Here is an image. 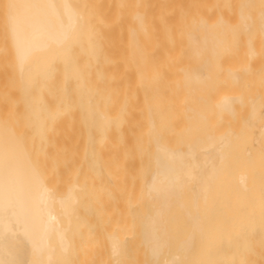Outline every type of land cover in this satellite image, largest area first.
<instances>
[{"label":"bare ground","instance_id":"6f19581e","mask_svg":"<svg viewBox=\"0 0 264 264\" xmlns=\"http://www.w3.org/2000/svg\"><path fill=\"white\" fill-rule=\"evenodd\" d=\"M21 1L27 6L30 5L28 0ZM41 1L38 5L41 6L42 3L45 5V8L43 6V9L42 7L40 9H45L44 17H49V20L45 22L53 23L51 25L46 23L51 29L46 27L47 25L44 27L40 21L39 24L42 26H37L36 21V23L31 22L33 25L36 24V27H32L28 17H26L27 23L29 22L32 27L30 30L19 22L24 21L25 17L16 21L18 14L25 13L23 11L22 14L20 8L27 9L26 13H29V7L30 12L32 9L36 11V4H31L36 8L35 6L25 8L18 3L20 6L17 5L19 8L17 11H15L16 6L13 10L11 5L6 12L8 26L6 30L10 37L8 48L12 51L10 57H13L11 60L15 77L13 80L17 85L15 91L19 93L15 94L20 95L21 98L18 99L21 101V103L18 101V104L19 107L21 105L22 110L18 111H22L23 116L20 115V117L26 118V124L22 122L25 125L28 124L30 127L28 129H31L34 135L30 137L32 136V141L36 138L37 143L40 140H48L46 138L48 124L58 114L57 110H54L56 108L48 103L49 97H56L57 101L53 98L55 101L52 99L53 102L50 103L58 106V101L63 100L64 95H69L64 94V90L68 92V86L72 84L73 87L70 88L73 89L74 98H71L73 97L71 94L69 98L73 101L77 97L75 100L77 103L74 106V102L70 100V104L73 105H69V108L77 107L81 100L78 88L81 87L82 76L80 75L83 74L79 65H84V62L80 64L81 55L79 56L77 49L81 50L80 48L83 47L78 44L77 39L87 32L82 26V29L81 27L77 29L81 16L70 17L72 11L68 8L66 11H70L69 19L66 20L68 15L63 18L65 7L72 6L69 3L70 0L64 1L68 5L61 0L65 5L63 8H61L60 0H58L60 8L53 7L54 10L58 8L59 15L63 19L66 18L65 22L59 17L58 11H55L57 13L55 17L56 15L47 8L50 2L55 5L58 1L55 0L52 3V0H48L50 2L47 4L45 0L42 3ZM32 2L34 3V0ZM240 2L237 4L232 20L220 13L221 15H217L213 23L206 19L201 20L196 23L193 31L187 33L186 45L188 44V49L191 48L189 51L186 49L190 61L187 63L189 59L186 57V64L180 68L181 74L183 73V82H181L183 86L180 89L184 88L183 94H186H184V106L181 104L185 123L183 119V131L180 135L182 137L179 138V142L172 143L169 140L160 139L161 125L156 126V123L153 125V120L149 118L147 133H151L148 137L152 138L150 150L152 165L144 187L148 209L139 227L141 243L148 254L147 257L144 255L147 258L144 260L149 259L148 263L144 261L146 264H264V64L259 61L260 48L256 42L257 39L264 41V9L259 8L253 11L252 0ZM9 9H11L10 14ZM74 10L73 15L75 12L80 15L77 8ZM38 12L37 15L36 12L34 13L36 18L42 14ZM8 16H16V19ZM34 16L32 14L30 17ZM73 17L77 22L70 23ZM142 18L141 11L134 13L135 26H131L129 35L131 58L137 59V62L138 54L135 59L136 52H133L135 49L141 51V46L137 45L138 40H141L143 36L139 30L144 32V28L143 30L139 28L143 24ZM9 19L16 21V25L19 23L23 25L22 28L15 26V23L10 25L12 22ZM57 19L60 21L57 22ZM82 23L84 22L81 21ZM65 24H68V28L64 27ZM74 24L78 26L74 27ZM94 27L91 31L89 29L92 40L96 39L92 35ZM211 29L214 30L211 31ZM77 30H84V33ZM212 33H215L214 36ZM210 34L212 40L209 37ZM138 36L141 39H138ZM83 37L86 40L87 36ZM207 38H210L208 44ZM81 44L83 45L84 42ZM205 44L210 47L208 48ZM84 49L83 51H86ZM90 51L93 52L89 55L86 51L87 55L89 57L94 55L92 58L94 60L96 45L92 46ZM140 53L143 55L142 52H139V55ZM228 55L229 58L232 56L231 60H234L235 55L238 58L239 62L235 59L238 64L233 60L230 61L227 58ZM89 57L86 56V60L90 59L88 61L91 63V57ZM4 58V61H7L5 64H8L10 58H7L8 60ZM227 59V62L231 64H223ZM83 60L86 61L85 57ZM90 63V67L86 65L89 72ZM137 64L139 65V62ZM10 68L11 66L9 70ZM140 71L138 72L141 75L145 70ZM84 72H87L86 80L88 71ZM13 76H9L10 79ZM88 84L89 89L90 83ZM54 88L56 92L59 91L56 96H54L55 91L54 95L52 93ZM64 102L66 104L68 101L64 100ZM64 102L60 101V104L64 105ZM64 110L68 109L63 108L62 111L65 112ZM12 122L3 119L0 114V264H92L89 259L85 261L87 257L85 259L84 255L87 252H84L85 247L80 242L82 236L80 234L84 232H80L83 227H80V224L83 220H80L81 210L78 211L77 206L78 202H81L79 199L82 198L79 197L80 192L77 193L76 190L83 184L72 182L71 185L67 184L68 188L65 190L63 186L64 191L58 190L59 184H56L58 185L56 187L53 183L56 181L53 174L56 173L59 163L55 166L53 164L55 171L51 164L49 165L53 170L48 167L50 169L47 170L48 172L44 166L40 167L41 164L50 163L48 162L50 158L46 159L49 153L46 154V151L41 150L45 154L43 155L45 160L38 154L40 153L38 150L37 154L33 152V155L32 146L37 144L33 145L35 142H32L30 137L27 141L23 134H20L24 131L19 133L18 127L15 129L16 126L20 128L19 124L22 122L19 121L16 126L12 125L14 124ZM39 157L47 162L40 163ZM52 172H54L52 174L54 181L49 175ZM58 175L57 173L56 179ZM115 229L111 230L112 233L109 231L107 236L113 258L115 255L117 257V254L123 256L119 255L123 250L121 243L123 244L125 239L121 236L126 233L123 232L124 228L116 229V232L119 229L123 230L122 234L115 233ZM85 234L87 236V233ZM82 241L84 242V239ZM87 251L91 253L90 250ZM119 261L124 262L122 259Z\"/></svg>","mask_w":264,"mask_h":264},{"label":"crops","instance_id":"0c3cea01","mask_svg":"<svg viewBox=\"0 0 264 264\" xmlns=\"http://www.w3.org/2000/svg\"><path fill=\"white\" fill-rule=\"evenodd\" d=\"M9 1H11L12 4ZM13 1L14 0H0V94L4 93L8 87H14L17 89L16 81L13 80V79H15V77L13 76L14 71L12 70L13 65H12V61H11L13 57H10V56H12L10 53L12 51H10L9 50L10 48H8L10 46L9 45L10 37H8L9 35L7 34V30H6L7 29L6 28V26H7L6 25L7 24L6 12H7L8 8H11V5H12V9L15 10V8H16L15 11H17V9H19L17 5L20 6V4L25 6V8L31 6V4L37 5V8L35 5L31 6V8L32 7L34 8V6H35L36 11H34L35 9H32V11L30 12L31 9L29 7V9H28L29 13H26L27 9L25 10L24 8H22V9L20 8V12L22 13L23 11H25L26 14L22 13L24 16L21 14H18L19 17H17V19L15 18L17 16V14H15V13H13L16 15L15 17L10 16L11 19L15 18L16 21L25 17L24 21L21 20L19 22L21 24H24L26 26V28L28 27L29 30L32 29V27L35 26L36 24H37V26H39L40 25L39 21L44 27L47 24H50V25L53 24L51 21H50L51 23L49 21L45 22V21L49 20L48 19L49 17L48 18L44 17L43 11L45 9L41 10V9H43V6L45 8V5L42 3V2H44V0H42V1L40 0L42 3L41 6L38 5V4H40V1H38V0H34V3L32 2V0H30V1L28 0L27 2L28 3L30 2V5H28V6L25 3H22L21 0H18V2L15 0L14 1L15 3H13ZM19 1H21V3ZM23 1L26 2V0H23ZM53 1L55 2V0H52V3H53ZM57 1L58 0H56V2ZM64 1L65 0H62L63 3H66V5H68L67 4L68 1L67 0H66L67 2H64ZM47 2H48V0L47 1L45 0L46 4H47ZM60 2H61V0H60ZM60 2L59 1L57 2L58 5H56L57 3L55 5L53 3V5H52L51 2H50V4H47L48 6L46 5L47 8L50 9V12L52 11V13H54V15H56L55 17H57V13L55 11H58V15L60 14L59 10H58V8H60V7H58ZM62 2H61V6H62L61 8L65 7V5ZM163 2H164V0H139L137 3V8L139 11H141L142 17H143L142 18L143 24H141V25L139 24L142 27H139V28H141V30H143V28H144V32H140V30H139L140 34L143 33V34H141V35H143V36H141L142 39L140 38V36H138L139 37L138 39H141V40H138L137 46H141V51L140 50L137 51L135 49V51L133 53L136 52L135 53L136 56L134 55L135 59H136L137 54H138L137 58H139L138 62H139L140 68H139V65L137 64L138 63L136 61L137 59L132 60L133 57L131 58V56H132L131 49H129L128 53L125 55L122 53L117 54L115 51L112 52V54H110L109 50H107V56H106L107 60L108 59H113V60L116 59L119 61H122V59L126 60V63L128 66L127 86L129 89H131V87L133 85H135L137 82H144L147 84V87L144 90L138 91L135 93L134 99L131 98L132 95L130 92V94H128V96L130 98L128 101L125 102L124 106H122L121 102H119V99L116 98L117 92L122 91V89H123L122 85L110 86V84L108 83V80H107V76L109 74L116 75L117 73H120L122 71V65L123 64L120 62L116 71H112V69L108 65L105 66V26H104L105 25V14H104L105 3H104V0H91V12L90 13H89V0H70L69 3H71L72 6H67V7H65L66 9L64 8L65 10L63 12L65 14H63V18L68 15V17H66L67 19L65 18L66 20L69 19L70 11L73 12V10L77 8V11L78 12L80 11V15H78V13H76V12H75V15H73L71 12L70 17L76 16L77 18H79L81 16V18H83V20H80L81 18H79L78 25L79 24L80 25L78 26V25L74 24L73 26L74 27L78 26L77 29H79V27L82 26L83 29H86V31L88 32V33L87 32L84 33V30H82L83 32L80 30L82 33L85 34V35L84 34H81V35L87 36V38L85 37L86 40H84L83 39L84 37L80 35L81 38L79 37L77 39L79 41L78 44L83 47V48H80L81 50L77 49L79 56L80 55L82 56V57L80 56V58H81L80 64H82V62H84V65H79V67L81 66L80 69L82 70V74H83L80 76H82V78H84L83 80H85V78H86L85 76L87 73L84 71H88V75H87L88 77L86 79L88 81L85 80L84 81V82H86V84H85L81 78V83H80L81 87L78 88L81 91V93H80V91H78L79 97L81 96L80 97L81 100L79 99L80 101L77 104L79 107L77 105H76L77 107H74V108L78 109V113H79V141H80L81 156H83V154H84V144H86L85 145L86 152H87V154H90V156L93 158L95 151L97 150L99 142L104 141L105 138L107 140H111V141H116V140L121 139L123 141L128 142V145H131L134 140L139 138L137 136L140 134H147L150 137L151 133L150 134L147 133V132H149V128L147 129L148 123H150L149 118H151V120H153L152 121V123H154L153 125H156V124H157L156 126L161 125L160 126L161 133L159 134L161 137L160 139H162V140L165 139L166 141H168V140L169 141L170 140L176 141L182 137V136L180 137V135H182V132L180 131L179 133H177V130H176L177 126H183L185 123V118H183L184 115H182V113H183V106H184L183 103L185 100L184 94H186V93L183 94L184 88L180 89L183 86V85H181V82H183L182 81L183 73L181 74L182 71L180 70V68L186 64V61H187L186 57H188L187 59L190 58V56L188 54H186V52H187L186 49L189 51V49L191 48V47L189 49L187 48L188 44L186 45V43H187L186 39L188 37H186V36H187V33H189L191 30L192 31L194 30L195 24L188 26L187 22H189V20H194L198 17V15H196V0H166L165 3H163ZM9 3H10V7H9ZM18 3H20V4H18ZM207 3L209 5V7L211 8V11L207 16V21L210 23H213L216 19L215 0H207ZM174 4H176L178 6L176 13L174 15H166L165 10L171 8L172 5H174ZM54 6L58 7V8H56V10H54V8H53ZM205 6H206V1L204 0V2L202 3V6L199 5V11L201 10V12H203L204 16H206ZM13 7H15V8H13ZM38 7H39V9H40V7H42V8L39 10ZM67 8L70 11H66ZM71 8H73V10H71ZM9 10H10V12H9V14H10L11 9H9ZM46 10H48V9H46ZM35 12H36V15H37V12L39 14L42 13L41 15H38L39 16V17H37L38 19L36 18V15L34 14ZM66 12H69V13H66ZM31 13L33 14V16L35 15L33 18L30 17V16H32ZM45 13L47 14L46 11H45ZM28 15H30V16H28ZM42 15H43V17H42ZM89 15H90V17H89ZM26 17H28V19L30 18L29 19L30 23L31 22L36 23V21L38 23H36L35 25H33L31 23V25H32V27H31L30 23L29 22H28L29 24L27 23L28 19H26ZM59 17H61V16L59 15ZM53 18H54V16H53ZM65 19H63L64 22H65ZM9 20H8V22H9ZM31 20H35V21H31ZM159 20H162L164 22H159ZM16 21L13 22L10 20V22H12L10 25L15 23L14 24L15 26H19L22 28L23 25L22 26L19 25L20 24L19 22H18L19 24L16 25L17 24ZM52 21H54V20H52ZM59 21L60 20L57 19V22H59ZM70 21H71L70 23H72V21L74 23L77 22L76 20H74V17ZM81 21L84 23L81 24ZM181 22L186 23L185 26H183L182 28L180 27ZM66 23H67V21H66ZM88 23H90V24H88ZM68 24H65L64 27L67 26ZM42 25H40V26H42ZM91 25H92V27H91ZM132 25H134L133 22H132ZM46 27L50 28L48 25ZM69 27H72V25H69ZM74 27H72V28H74ZM82 27H81V29H82ZM90 27L91 28L94 27L93 33H96V34L92 33V35L94 37H96L95 40L93 39L94 41L92 40V38H90V37H92L89 34V29L91 31ZM40 28H42V27H40ZM67 28H68V26H67ZM212 30H214V29H211V31ZM78 31L79 30H77V32ZM137 31H138V29H137ZM74 34H75V31H74ZM86 34H88L89 36ZM212 34L214 36L215 33H212ZM210 36H211V34L209 35V37ZM210 38H207L208 39L207 40L208 42H206L207 44L209 43ZM169 39L171 41H173V43H174L173 45H170L168 43ZM205 39H206V37H205ZM82 40H84V41H82ZM91 40H92V42H90ZM211 40H212V38H211ZM86 41L89 43H85ZM80 42L81 43L84 42L85 46H83L84 44L82 45ZM213 42L214 41H212L211 43H213ZM207 44H205V45H207ZM79 45H78V47H79ZM87 45L90 47H88ZM94 45H96V52L94 53L96 60H95V58H94V60L92 59L94 57V55L92 54L93 57L90 56L91 57V63H90V61H88L90 59L86 60V56L89 57L88 56L89 53L91 54L93 52V51L91 52L90 50H92V46L94 47ZM212 45H214V43ZM207 46H208V48L210 47V45H207ZM84 47L86 49H84ZM76 48H75V50H76ZM208 48H206V49H208ZM83 49L88 51V55H87L86 51H83ZM88 49H90V50H88ZM211 49H213V47H211ZM83 52H85L86 54L83 55L82 54ZM139 52H142L143 55H141V53L139 55ZM207 52H210V51L207 50ZM207 52H206V54H208V56H210L209 53H207ZM4 57H6V60H8L10 58L8 60V64H5V62H7V61H4L5 60ZM84 57H85L86 61L83 60ZM234 57H235L234 60L233 59L232 60L234 62H236L235 59H238V58L235 55H234ZM227 58H229V55ZM231 58H232V56H231ZM231 58H229L230 61H232ZM80 60H79V62H80ZM135 61L137 63H135ZM189 61H190V59L187 61V63ZM227 61H228V59L223 64H226V63L231 64V62L228 63ZM10 62H11V64H10ZM86 62H88L86 65H89V63L91 64L92 70L90 68V72H89V68H87V66L85 65ZM10 66H11V68L9 70ZM84 66H85V68H84ZM88 67H90V65ZM141 68H142V70L143 69L145 70L144 71L145 73L143 72V74H141L142 76L138 72L141 70ZM172 68L178 69L176 75H172L170 73L169 69H172ZM85 69H87V70H85ZM11 71H12L13 78L10 79V77H12ZM158 72H160L162 74V76L158 80H155L154 79L155 74ZM144 74H146V75H144ZM143 76H145V77H143ZM141 77H142L143 81L141 80ZM143 78H145L146 82ZM12 80L15 82H13ZM11 82H13V83H11ZM178 82H179V84H178ZM70 83L71 82H69V84ZM83 83L86 85V87H84L85 85H83ZM88 83H90L89 89L87 88V86L89 85ZM67 86L65 87V89L67 88ZM70 87H73L72 84H70ZM70 87L68 86V88H69L68 92L69 93L67 92V90H64V94H69V95L71 94L72 95L73 89ZM54 91L56 94L53 93ZM16 92H17V90H16ZM57 92H59V91H57ZM57 92H56L55 88L52 91L53 95L55 94L54 96L57 95ZM11 94H10V97L6 98L5 100H3V101L0 100V108L9 107L11 101H13L14 98L17 101L21 102L20 100H18V99H21L19 97L20 95L17 96V94H15V96L12 97ZM69 95H67V96L64 95L63 97H65V98L63 100L60 99L61 102L62 101L64 102V100L68 101V102H66V104H68V105H66L65 102H64V105H61L63 103L60 104V101H58L59 102V103L57 102L58 106H54L56 104H52L50 102H53L54 99L56 100V97L55 98L53 97L54 99L49 97L50 99L48 98V103L50 105H53L54 108H56L54 110L55 111L57 110L56 111L57 113L61 112L63 108L69 110L72 108V107L69 108V105L70 106L73 105L72 103L70 104V102L72 101L71 98H74L73 95H72L73 97L70 96L71 98H69ZM66 97L69 98V100ZM75 97H76V94H75ZM82 98H83V100H82ZM76 99H77V97L75 98V100ZM75 100L73 99V101H72V102H74V106L77 103V102H75ZM84 100H85V102H84ZM115 100H116V102H115ZM181 104H183V106ZM65 105L68 107L66 108ZM53 107L51 106V108H53ZM57 107L59 109L62 107L63 108L60 109L61 111H59V109H57ZM145 108H149V111H147L145 114H139L138 112L133 110V109L142 110ZM56 112H55V114H56ZM179 115H180V118H177ZM183 119H184V123H183ZM70 121H71V116L69 117L68 115H65L64 116V123L69 124ZM124 121L128 122V126L126 128L120 127V128H118V131H116L115 127H118L119 124L123 123ZM50 122H52V121H50ZM182 123H183V125H182ZM149 137H148L149 141L152 142V138H149ZM65 139H68L67 129H65ZM89 140H91V141H89ZM101 155L103 156L104 153H100V155H97V157H99ZM112 156H114L113 150L109 148L106 152V157L110 161Z\"/></svg>","mask_w":264,"mask_h":264},{"label":"rangeland","instance_id":"374dc122","mask_svg":"<svg viewBox=\"0 0 264 264\" xmlns=\"http://www.w3.org/2000/svg\"><path fill=\"white\" fill-rule=\"evenodd\" d=\"M138 1L139 0H104L105 66L108 65L110 66L112 71H116L120 62L123 64L122 71L120 73H117L116 75L109 74L107 76V80L110 86L122 85L123 88L122 91L117 92L116 95V98L119 99V102H121L122 106H124L125 102L129 100L130 97L128 96V94H130V92L132 95L131 98L134 99L135 93L144 90L147 87V84L144 82H137L135 85L131 87V89H129L127 86L128 66L126 60L125 59H122V61L116 59L107 60L106 56H107V50H109L110 54H112V52L114 51L117 54L122 53L125 55L128 53V50L130 49L131 46L129 39L130 38L129 35L131 32L130 29L132 22L135 23L134 13L136 11H139L137 8ZM205 1H206V6H205L206 16L203 15V12H201V10L199 11V5L202 6L204 0H196V15H198V17L194 20H189V22H187L188 26L194 24L196 25L197 22L204 19L207 20V16L210 13L211 8L209 7L207 0ZM240 1L241 0H215L216 17H218L217 15L222 13V15L227 17L229 20H232L234 17L233 15L235 13L237 4ZM252 1H253V5H252L253 11L258 10L259 8L264 9V0H252ZM165 2L166 0H164L163 3ZM177 8L178 6L174 4L172 5L171 8L165 10V14L174 15L176 13ZM90 12H91V0H89V13ZM159 22H164V21L159 20ZM185 24H186L185 22L184 23L181 22L180 27L182 28L183 26H185ZM256 42H257V46L260 48L259 57H258L259 61L261 62V64H264V41L257 39ZM168 43L170 45L174 44L173 41H171L170 39L168 40ZM237 62H239L238 59ZM169 71L172 75H176L178 69L172 68L169 69ZM161 76L162 74L158 72L155 74L154 79L158 80L159 78H161ZM15 92L16 91L14 87H8L4 93L0 94V100L3 101L6 98L10 97L11 93H12L11 96L14 97ZM18 103L19 102L16 99H13L9 107L0 108V114L3 117V119H5L8 122L13 121L14 124L12 125L15 126L16 124L17 125L19 124V121L20 122L23 121L26 124V120H25L26 118L25 117L24 119L21 118L23 116L21 114L22 111L20 112L18 111V110H22V108L20 109L21 105L19 107ZM15 109H17V111ZM133 110H135L139 114H145L147 111H149V108H145L142 110L140 109L139 110L133 109ZM20 115L22 116L20 117ZM65 115H68L69 117L71 116V121L69 124L64 123ZM182 115H184V113H182ZM16 118L18 119V121ZM177 118H180V115ZM23 122L19 124L20 128L19 126L16 127L13 126V127H15V129H17L18 127L19 133L24 131L20 134H23V137L27 139V141H29L28 139L30 135H33V133L31 132L32 131L31 129H30L31 131L28 129L30 128L28 127V124L25 125L23 124ZM48 126H49V129L47 130L48 132L46 131L47 134L46 138L48 140L45 139H44L45 141L40 140V142L38 141L39 143L38 144L36 138H34L33 141L35 143H33V145L37 144L39 147L35 145L34 146L35 148L32 146L33 150L31 148L30 150H32V154L33 152L34 154H37L36 151L38 150V152L40 151V153L38 154L42 156L43 155L45 156V154H43L44 152H41V150L46 151L45 152L46 154L49 153L46 155V159L48 160V158H50L48 160V162L50 163L40 165V167L44 166L46 171L47 170L49 171L50 169L53 170V168H54L53 171H55L54 166L58 165L59 163V165L57 166L58 168L56 167L57 168L56 173L53 174L54 172H52L49 174L51 176V179H53L54 177L56 180L55 182H53L54 181L53 179L52 182L55 185L59 184V187L57 188L58 190L60 189L61 191H64L65 189L68 188L67 187L68 185H71L72 182H76L77 184L80 185L81 183L83 184V186L81 185V187H79V189L76 190L77 193L80 192L78 194H80L81 196L79 195V197L82 198L79 199L81 200V202L79 201L78 206L77 205L76 206L79 207L78 211L81 210L80 211L81 213L78 212V214L80 213L79 216L80 220L81 221L83 220L80 224V227L82 226L83 227L82 229L79 227V230L81 229L80 232H84L80 234L82 235L81 238L84 236L82 238L84 239V242L82 241L81 238H80L81 240L80 242L81 245H84L83 247H85V249L83 250L86 251L84 252H87L86 255H84L85 259L87 257V260L85 261L90 260L89 262L92 264H96L97 262L98 264L101 263L117 264L118 260L122 259L124 262L119 261L120 264H126V263L146 264L144 261L147 260L146 257L148 254L147 251H145L144 245L141 243V234H140L141 229L139 227L142 217L145 215L148 209L147 208L148 205L147 202L145 201V196H144L145 182L152 165V160H151L152 157L150 156L152 142L149 141L148 135L147 134H140L138 136L136 135L139 138L134 140L131 145H128V142L123 141L121 139L116 141H111L105 138L104 141L99 142L97 150L95 151V154L92 158L90 154H87L86 152V148H85L86 144H84V154L83 156H81L80 141H79V113L77 108H71L65 112L62 111V113L60 114L58 113L53 118L52 122L48 124ZM127 126H128V122L124 121L123 123L119 124L118 127H115V130L118 131V128L120 127L126 128ZM65 129H67L68 132V139H65ZM182 129H183L182 126H177L176 127L177 133L182 131ZM169 142L176 143L179 142V140L169 141ZM36 147L39 149H37ZM109 148L113 150V154H114V156H112L110 161L106 157V152ZM34 149L36 150L34 151ZM100 153H104V155L97 157V155H100ZM40 158H41V160H39L40 163L47 162L44 161L45 159L42 160V157H39L38 159ZM62 161H64V163ZM60 163L64 167H62ZM49 164H51L53 168ZM48 167H50V169ZM57 173L60 176L58 175V178L56 179ZM60 178H62L61 179L62 182ZM63 180H65L66 182ZM57 186L58 185H56V187ZM79 203H81L80 206ZM115 222L118 223L116 224ZM113 227L116 229L124 228L123 230L125 231L121 229L117 231L121 234L122 231L126 232L125 235L122 234V236L118 234L119 236L121 237L124 236L125 238V239L122 238L124 239L123 244L121 243V246H123L121 247V249L123 250L120 251L121 253L123 251L124 252L122 254L121 253L119 254L123 256H118L117 254V257L115 255L114 258L110 252V244H108L109 240L107 238L108 234L110 233L109 231L111 230L113 231L114 229ZM116 229L114 230L115 233H117ZM85 233H87V236ZM85 243L87 244L85 245ZM141 245L144 248H142ZM87 250H90L91 253L89 254ZM112 259L113 260L116 259L117 262L115 263L116 260L113 261ZM91 260L93 261L91 262ZM146 262L148 263L149 259Z\"/></svg>","mask_w":264,"mask_h":264}]
</instances>
